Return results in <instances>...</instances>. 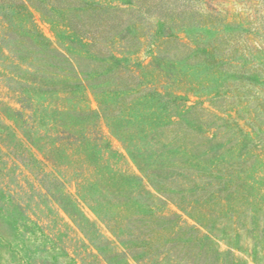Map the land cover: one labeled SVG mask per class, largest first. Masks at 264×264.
I'll return each mask as SVG.
<instances>
[{
    "label": "trees",
    "instance_id": "obj_1",
    "mask_svg": "<svg viewBox=\"0 0 264 264\" xmlns=\"http://www.w3.org/2000/svg\"><path fill=\"white\" fill-rule=\"evenodd\" d=\"M36 1L0 0V73L21 105H10L13 121L52 164L45 173L63 166L61 150L74 158L77 137L93 149L69 195L106 225L109 263L248 264L238 254L248 253L264 264V47L244 14L226 16L212 0ZM33 8L59 48L39 33ZM145 39L148 62L137 57ZM171 39V63L184 70L176 76L157 63ZM88 90L99 110L82 103ZM200 92L212 108L191 100ZM38 109L51 114L40 119L46 131L36 132ZM102 117L137 174L108 161L94 137ZM171 204L177 211L162 209Z\"/></svg>",
    "mask_w": 264,
    "mask_h": 264
},
{
    "label": "rangeland",
    "instance_id": "obj_2",
    "mask_svg": "<svg viewBox=\"0 0 264 264\" xmlns=\"http://www.w3.org/2000/svg\"><path fill=\"white\" fill-rule=\"evenodd\" d=\"M211 4L222 9L226 16L230 14L238 18L243 13L244 25L255 30V39L264 47V0H212ZM33 18L39 33L53 47L59 48L58 38L49 20L35 8ZM2 41L5 40L0 36V43ZM144 42L138 49L137 57L148 62L151 59L147 52L148 41L145 39ZM167 46V53L157 61L159 70H162L163 75L176 76L179 71H184L181 66L171 63V59L178 56L177 45L171 39ZM263 55L264 51L260 56L263 58ZM2 61L0 55V71L4 67ZM81 64L85 66L87 62L83 60ZM5 83L0 73V264H110L108 256L112 248L106 245L105 237L111 234L106 225L96 218L86 202L73 201L69 195L75 197L78 194L74 167L83 169V161L89 156L95 157L93 149L84 144L83 137L79 136L80 145L72 146L74 158L66 157L65 150H61L56 159L63 166L55 170L56 174L45 173L51 170L52 164L40 161L43 154L21 134L22 122L15 124L13 121L18 115L11 106L19 109L21 105L16 97L8 95ZM85 97L87 102L82 101L84 105L99 110L98 98L91 90L87 91ZM191 100L202 101L206 107L212 108L204 92L198 96L192 95ZM24 105L28 106L26 103ZM35 116L38 121L41 117L45 120L51 118L50 113L41 109L35 112ZM41 122L36 126V132L48 130L45 121ZM93 123L95 120H92ZM94 130V137L100 140L101 145L109 146L108 161L112 167L128 174H137L138 169L122 142L111 131L107 119H98ZM45 142L37 141L43 147L47 145ZM57 175L64 180L63 186L54 181L59 178ZM162 209L167 213L177 211L173 204ZM184 219L193 223L187 217ZM220 247L222 250L227 249L223 241ZM238 254L248 264H258L248 253Z\"/></svg>",
    "mask_w": 264,
    "mask_h": 264
}]
</instances>
